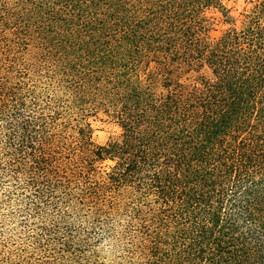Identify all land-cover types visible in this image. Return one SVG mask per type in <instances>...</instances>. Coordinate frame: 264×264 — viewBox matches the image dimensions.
I'll return each instance as SVG.
<instances>
[{"label": "trees", "instance_id": "obj_1", "mask_svg": "<svg viewBox=\"0 0 264 264\" xmlns=\"http://www.w3.org/2000/svg\"><path fill=\"white\" fill-rule=\"evenodd\" d=\"M211 7L225 12L0 0V182L29 193L32 249L47 238L60 264H107L103 233L109 264H264V0L215 39ZM97 109L118 139L93 143ZM66 191H80L86 229L57 204Z\"/></svg>", "mask_w": 264, "mask_h": 264}, {"label": "rangeland", "instance_id": "obj_2", "mask_svg": "<svg viewBox=\"0 0 264 264\" xmlns=\"http://www.w3.org/2000/svg\"><path fill=\"white\" fill-rule=\"evenodd\" d=\"M258 0H244L243 5L240 0H222L225 12L217 8L211 7L204 11V15L209 23L207 35L210 39L217 38L226 28L232 25H238L243 19L245 10L248 9L252 3ZM264 20V17H263ZM208 74L207 71H204ZM195 73H189L186 81H193ZM89 125L91 127V140L95 144H105L111 139H118L121 134V129L115 119L104 112L102 109L93 111L88 117ZM105 164L108 166L110 162ZM23 192L27 195L28 191H16L7 182H0V264H60L58 255L52 251L53 244L49 243L47 238L41 241L40 247L32 249V237L39 232L38 227L40 221L33 223L32 220L25 219V213L22 210L26 203V198ZM67 195H63L58 201L61 209L68 211L70 215V228L74 231L81 227L86 229L90 220L84 217V211L79 212L76 199L80 196V191H66ZM81 209H86L81 206ZM55 220L60 222V218ZM117 221H120L119 219ZM36 225V226H35ZM62 226V224H59ZM56 231L55 227L46 228ZM89 231H92L89 229ZM94 232V231H93ZM58 236L61 231L57 232ZM92 237L94 234H90ZM56 238V237H55ZM95 240V237L93 238ZM101 242L99 244L98 257L99 260L109 264L118 261L116 256L119 254L113 248L112 241L109 242L107 235L101 233ZM51 247V248H49ZM41 263V264H43Z\"/></svg>", "mask_w": 264, "mask_h": 264}, {"label": "clouds", "instance_id": "obj_3", "mask_svg": "<svg viewBox=\"0 0 264 264\" xmlns=\"http://www.w3.org/2000/svg\"><path fill=\"white\" fill-rule=\"evenodd\" d=\"M243 3H244V0H240V4L243 5Z\"/></svg>", "mask_w": 264, "mask_h": 264}]
</instances>
